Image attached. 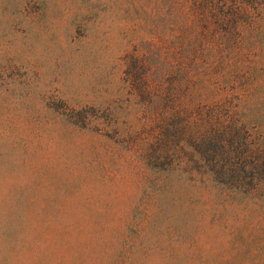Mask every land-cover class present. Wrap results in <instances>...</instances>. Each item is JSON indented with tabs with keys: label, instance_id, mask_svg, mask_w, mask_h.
<instances>
[{
	"label": "rangeland",
	"instance_id": "374dc122",
	"mask_svg": "<svg viewBox=\"0 0 264 264\" xmlns=\"http://www.w3.org/2000/svg\"><path fill=\"white\" fill-rule=\"evenodd\" d=\"M232 138L264 151V0H0V264H264Z\"/></svg>",
	"mask_w": 264,
	"mask_h": 264
},
{
	"label": "trees",
	"instance_id": "16d2710c",
	"mask_svg": "<svg viewBox=\"0 0 264 264\" xmlns=\"http://www.w3.org/2000/svg\"><path fill=\"white\" fill-rule=\"evenodd\" d=\"M146 58L144 57V63ZM136 62V61H135ZM146 64V63H145ZM228 140V139H227ZM233 138L227 141L231 148H227L224 152L225 157H229L232 160L238 158L241 160L239 164H234L229 167L230 171H234L240 178L255 177L262 174L264 175V151L252 149L250 150L247 146H240L232 144ZM227 155V156H226ZM234 158V159H233ZM236 162V161H235ZM249 174V175H248Z\"/></svg>",
	"mask_w": 264,
	"mask_h": 264
}]
</instances>
